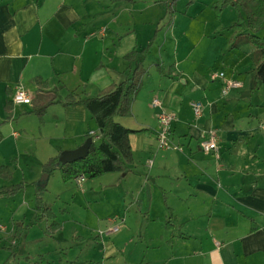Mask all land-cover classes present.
Instances as JSON below:
<instances>
[{
  "label": "crops",
  "instance_id": "crops-1",
  "mask_svg": "<svg viewBox=\"0 0 264 264\" xmlns=\"http://www.w3.org/2000/svg\"><path fill=\"white\" fill-rule=\"evenodd\" d=\"M167 2L0 0V166L12 170L10 179L0 176V187L14 184L20 172L19 183L26 182L29 200H35L49 159L89 137L100 142L84 104L55 102L41 119L34 111L39 93L56 94L59 101L74 90L95 96L139 64L148 71L132 115L118 118L138 132L130 135L129 171L111 172L123 173L114 176L119 189L112 214L91 224L73 217L61 223L47 204L59 224L54 230V220H38L35 203L23 209L0 197V264L12 252L15 264H264V82L251 89L255 48L244 47L243 58L231 48L239 33L231 28L238 19L233 7L224 11L228 21L223 16L208 31L194 23L196 15L187 22L176 9L171 18ZM213 2L200 0L189 9L201 5V15ZM134 49L139 55L130 63L125 56ZM221 58L231 66L226 76L243 83L227 95L210 72ZM17 88L27 91L31 104L13 102ZM162 110L176 114L171 140L178 149L158 146ZM212 129L218 150L206 152L201 141ZM46 182L50 190L52 176Z\"/></svg>",
  "mask_w": 264,
  "mask_h": 264
},
{
  "label": "trees",
  "instance_id": "trees-1",
  "mask_svg": "<svg viewBox=\"0 0 264 264\" xmlns=\"http://www.w3.org/2000/svg\"><path fill=\"white\" fill-rule=\"evenodd\" d=\"M176 0H168L167 12L173 17V2ZM197 0H189V4ZM233 7L238 19L233 26L242 27L246 24L249 32L240 33L236 39H240L232 45L233 48H240V43L254 44V50L250 57L254 64L251 72L250 86L251 89L258 87L264 82V38L257 35L258 31L264 25V0H214L212 4L213 10L217 17H221L226 8ZM139 55V51L134 49L127 54L125 58L130 62H134ZM159 73H164L163 68L157 65ZM147 69L139 64L131 73L119 83H113L106 89L102 90L95 96L81 97L76 90L71 91L64 101L57 100L56 96H49L43 92L39 93L38 101L35 104L34 111L42 119L49 105L58 102L64 106L82 103L91 113L95 120L100 142L92 143L89 154L86 158L73 163H63L60 161V155H57L44 165L43 171L46 175L51 176L54 171L61 170L64 181L68 182L79 174L97 177L105 173L129 171V166L133 163V150L130 143V135L138 130H133L122 124L118 118L132 115V106L136 96L142 86L144 75ZM41 83V80H39ZM94 138V136H92ZM0 176L10 179L12 170L10 167L0 166ZM47 182L36 184V202H37V218L42 220L49 218L54 220L51 227L56 230L59 224L55 221V214L52 209L45 205L43 196ZM25 188V183L20 182L16 185L0 187V196L11 197ZM256 227H253L255 230ZM19 229L16 235L21 234ZM13 259V260H12ZM4 264H15L14 252H12L11 260ZM42 264H49L43 259Z\"/></svg>",
  "mask_w": 264,
  "mask_h": 264
},
{
  "label": "rangeland",
  "instance_id": "rangeland-1",
  "mask_svg": "<svg viewBox=\"0 0 264 264\" xmlns=\"http://www.w3.org/2000/svg\"><path fill=\"white\" fill-rule=\"evenodd\" d=\"M176 1L173 2L174 12L176 13L177 10L179 12H181L182 16L186 17L185 20L187 22H189L192 19L191 17L196 15L194 17V23L198 22L197 24H199L200 22H202V24H199V27L204 29V30L211 31V29H213V27H214L213 22H217V21L221 22V19L223 18V16H225L227 21L229 20V18L227 17L228 11H227V13L223 12L221 17H217L216 12L212 9V7H211V9H206L203 12H201V15H199V9L202 8L201 5L198 9L197 8H190L189 9V7L191 5H193L194 3H196L200 0L195 1L192 4H189V0H185L182 2V6L179 3L178 6L175 8L174 5H175ZM187 11H188V13H187ZM235 22H233L231 24V28L238 29L239 33L240 32H249V30L245 27V23L243 24L242 27H237V26H233V24ZM229 28L230 27L226 28L227 32H229V30H230ZM223 30H225V29H223ZM239 33H238V35H239ZM258 33H260V34H258ZM258 33H257V35L262 37L263 33H264V27L261 28L258 31ZM236 38H237V36H235L232 39L231 48L232 49H238V50L240 49L241 54H242V58H243L244 47L245 48H254V44L245 42V43H240V44H242L240 46V48H233L232 45L236 42H239V40H240V39H236ZM238 60H239V58H238ZM220 61L221 62H219L213 68L210 67L211 73H213L215 71H221V70L224 71L225 73L227 71V73H228V70H231L230 69L231 66H228V64L223 63L222 58L220 59ZM53 96L57 97L56 94H53L52 97ZM36 173H37V171L34 170L33 175H35ZM115 174H118V176L123 175V173H119V172H117ZM115 174L114 173H105V174H102V175L97 176V177H91V176L87 175V179L84 182V190H80V188H78V186L75 184L74 181H72V180H70L68 182L64 181L62 171L56 170L51 175L52 176L51 189L48 190V188H47L48 184L46 185V189L44 191V196H43L44 203L46 206H47V204L51 205L53 210L58 213V217H59L58 220L60 222L64 221V223H65L66 219H69V218L72 219L71 217H73V219H76L79 222L90 223V224L94 223V220L96 218H98L100 216L106 218V216H110L112 214V210L114 209L113 204H112V202L114 201V195L113 194L117 191V189H119V187L116 188V183H115L116 181H115V177H114ZM45 175H46V173H43V175L40 176L39 179H41ZM22 177L23 176H20V172H18L17 173V180L14 181V184L9 183L6 186L19 184V181H21ZM28 177H32L31 173H29ZM24 183L26 186L27 185L26 182H24ZM37 184H40V183L38 182ZM66 184H68V185H66ZM33 186H35V185H33ZM31 187H32V185H31ZM19 194H21V195L17 198V200L13 199ZM31 194L32 193L30 191L25 190V188H24L19 193L15 194L11 197H8V198H10V199H8L9 200L8 203L10 205L13 203L15 205V207L19 206V207H22L23 209H32V206L34 205V203L37 206L36 191H35V200H31V199L29 200V198L31 197ZM0 197H2V196H0ZM114 205H115V203H114ZM1 207L3 209H6V207H9V206H6V202H2ZM9 209L10 208H7L6 210L8 211ZM61 209H65L67 211L61 212ZM68 226L66 227V229H64L62 231V233L59 237V239L62 241H64L65 239L68 238V234H69L68 232H70V229ZM23 243H25L24 240H22L21 244H23ZM21 244L18 246L19 248H20Z\"/></svg>",
  "mask_w": 264,
  "mask_h": 264
},
{
  "label": "built area",
  "instance_id": "built-area-1",
  "mask_svg": "<svg viewBox=\"0 0 264 264\" xmlns=\"http://www.w3.org/2000/svg\"><path fill=\"white\" fill-rule=\"evenodd\" d=\"M213 79H219L223 82L222 94L227 95L231 90L241 88L243 83L240 80L234 78H228L223 71H215L212 73ZM33 98L27 93L23 88H17L13 94V102L16 104H31ZM153 104L155 106L160 105V101L158 99L153 100ZM193 107L196 115H202V104L201 103H193ZM159 129L157 131V142L158 146L161 149H178L180 148L178 145L174 144L171 140V125L173 121L176 119V114L173 112H169L166 110H162L159 113ZM218 142V132L215 129H212L208 132L207 136L204 135L201 141V147L206 152H216L218 150L217 146ZM87 176L85 174H79L75 178H73L74 182L78 187L82 188L84 182L86 181ZM0 229L4 230V226L0 225ZM118 227L115 226L111 228L110 231H117Z\"/></svg>",
  "mask_w": 264,
  "mask_h": 264
},
{
  "label": "water",
  "instance_id": "water-1",
  "mask_svg": "<svg viewBox=\"0 0 264 264\" xmlns=\"http://www.w3.org/2000/svg\"><path fill=\"white\" fill-rule=\"evenodd\" d=\"M92 143H93V138L89 137L84 142V144L79 146L78 148L73 149V150L63 151L60 154V161L63 163H73V162H77L79 160L86 158L89 154ZM45 177L46 178L45 180L42 181V183H45L47 181L48 175H45Z\"/></svg>",
  "mask_w": 264,
  "mask_h": 264
}]
</instances>
